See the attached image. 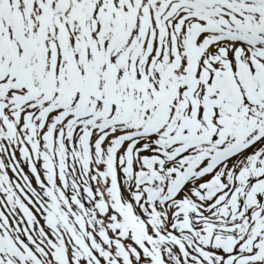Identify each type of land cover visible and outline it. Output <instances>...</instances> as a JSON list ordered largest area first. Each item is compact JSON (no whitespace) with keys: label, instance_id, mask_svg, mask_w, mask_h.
<instances>
[{"label":"snow or ice","instance_id":"obj_1","mask_svg":"<svg viewBox=\"0 0 264 264\" xmlns=\"http://www.w3.org/2000/svg\"><path fill=\"white\" fill-rule=\"evenodd\" d=\"M0 264H264V0H0Z\"/></svg>","mask_w":264,"mask_h":264}]
</instances>
